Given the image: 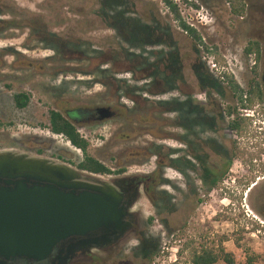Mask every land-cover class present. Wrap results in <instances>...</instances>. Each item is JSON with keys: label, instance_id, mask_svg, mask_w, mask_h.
Masks as SVG:
<instances>
[{"label": "rangeland", "instance_id": "374dc122", "mask_svg": "<svg viewBox=\"0 0 264 264\" xmlns=\"http://www.w3.org/2000/svg\"><path fill=\"white\" fill-rule=\"evenodd\" d=\"M125 1L124 12L131 11L125 15L139 19L142 25L150 26L152 21L157 27L160 25L161 41L177 53L180 81L151 82L148 75L153 71L149 68L153 56L169 50L147 40L130 49L122 31L110 28L95 2L8 0L14 8L41 16L48 24L46 31L24 28L0 34V152L43 158L73 168L82 154L40 128L46 125V111L98 106L110 94L112 99L120 100L118 105L127 108L134 100L144 107L148 117L135 114L133 122L119 118L96 126L77 127L87 143L85 155L111 168L105 160L110 157L112 165L113 161L121 163L124 150H131L123 172L155 173L162 182L156 195L165 194L168 207L182 208L185 224L174 234L175 229L166 226V215L160 211L162 204L157 197L151 203L140 197L132 208L137 227L124 241L106 253H93L91 261L72 264H187L186 252L181 250L185 243L215 249L220 237L227 238L221 247L231 255L233 264H243L246 252L256 257L255 264H264V220L260 217L264 205V117L259 108L254 114L238 111L249 117L252 114L254 121L246 135L239 138L231 135L222 111L232 106L233 100L221 80L225 73L239 89H246L253 78L250 74L253 65L243 58L242 49L247 42L255 41L260 57L254 66V79L259 84L261 79L264 82V0H242L243 13L238 18L230 14L226 0H174L180 20L194 30L206 49L196 47L197 54L159 0ZM52 34L76 45L59 44L49 37ZM215 57L223 65L214 63ZM198 63L222 96L214 92L208 96L202 93L204 87L195 85L190 67ZM17 93L28 96L23 110L13 107L12 96ZM162 103L166 106H161ZM190 116L206 117V121H195L200 129H206L207 124L210 127L213 120L216 130L223 133L220 138L210 132L201 133L202 139L208 141L209 165L216 163L211 155L216 150L212 141L221 144L224 160H230L219 186L207 191H197L194 173L186 172L180 179L169 166L170 150L174 147L172 124L179 120L185 125ZM124 132L130 137L122 136ZM174 133L182 135V131ZM232 147L237 149L235 157ZM100 181L107 179L101 177ZM193 196L202 203L193 205Z\"/></svg>", "mask_w": 264, "mask_h": 264}, {"label": "water", "instance_id": "95a60500", "mask_svg": "<svg viewBox=\"0 0 264 264\" xmlns=\"http://www.w3.org/2000/svg\"><path fill=\"white\" fill-rule=\"evenodd\" d=\"M114 188L53 161L0 152V264H69L118 243L133 224Z\"/></svg>", "mask_w": 264, "mask_h": 264}, {"label": "trees", "instance_id": "16d2710c", "mask_svg": "<svg viewBox=\"0 0 264 264\" xmlns=\"http://www.w3.org/2000/svg\"><path fill=\"white\" fill-rule=\"evenodd\" d=\"M87 1L90 3L95 2V4H97L99 11L109 21L111 29L122 31L123 37L125 36L124 40L128 41L127 45L130 49L137 48V46H140L144 40H147V42L152 45L166 46L169 52L165 53L164 55H160L158 53L155 54V56H153V63L149 65V68L153 70L151 74L148 75V78L151 82L156 80L164 82L165 79H168L169 81L171 80V82L176 79L180 81L181 78L178 73L180 72V64L177 53L161 41L162 32L160 29L161 27H159L160 25L157 27L154 21L151 22L150 26L142 25L139 23V19H134V17L132 18L125 15L131 14L129 13L131 12L129 10L127 13L124 12L123 7L125 2H127L125 0ZM173 1L174 0H159L164 10H166L168 15L171 16L172 20L177 24V28L191 41L192 52L194 54L198 53L196 47H202L203 50L206 51L194 30L186 26L180 20L176 5ZM226 4L229 8L230 14L233 17L238 18L242 15V0H226ZM48 6L52 7V5L49 4ZM193 8L196 9L197 7L193 6ZM3 17H8L9 19L4 20L2 19ZM47 24L48 23L46 20L44 21L41 16L28 15L23 11L14 8L10 3H8V0H0V34H4L5 32L13 30H23L24 28L31 30H33L32 28H37V30L43 29V31H46ZM49 37L55 38L57 40L56 42L59 44L60 42H63L65 44L71 43L76 45L73 43V41L70 42L66 40L62 41L60 39L58 40L54 34L49 35ZM242 56L245 59H249L253 65L250 69V74L253 78L249 81L245 90L239 89L236 85H234L229 75H226L225 73H222L221 75V80L224 81L227 91L233 100V105L226 106L222 111V115L226 119L227 131L236 138L242 137L248 133V127L254 121L252 114H254V110L256 108L260 109L261 116L264 117V94L260 89V84L256 81V79H254L256 77L254 66L260 57L258 43L255 41L247 42L242 49ZM213 62L222 64L221 60L217 57L213 59ZM190 71L196 82L195 85L204 87L205 92L202 93H207L209 96V93L214 92L216 95L222 96L221 91L215 87L216 85L207 75L206 70L202 65L199 63L192 64ZM12 103L16 110H23L27 106L28 96L24 93H17L12 96ZM160 105L166 106L165 103ZM238 111L250 112L252 114L249 117L248 115L245 116L243 115L244 113L241 114ZM218 118H220V116H218ZM40 128L46 130L53 136L61 138L71 148L79 151L82 154L81 160L75 165L77 171L98 176H108L112 174V172L103 164L85 155V150L87 148L86 141L75 131L71 123H69V121L58 112L48 109L46 115V125H40ZM237 154V149L232 147V156L235 157ZM229 163L230 160L226 159L224 171L229 166ZM204 174L209 177L211 175L210 172H204ZM213 187L214 184L210 180L208 189H212ZM156 197L162 204L160 211H162L163 215H166L165 221L167 223V228L170 229L171 227H174L175 216L173 214V208L168 207L167 196L163 193H158ZM153 205H155V203H153ZM261 218L264 220V216ZM226 241V237H220L215 249L205 246L194 247L193 245L190 246L189 243H185L181 250L186 252L187 264H216L219 261H221L223 264H233L231 255L225 253L221 247V245ZM235 246L237 247V245ZM255 260L256 257L254 255H250L246 252L244 254L243 264H255Z\"/></svg>", "mask_w": 264, "mask_h": 264}, {"label": "flooded vegetation", "instance_id": "af4514ba", "mask_svg": "<svg viewBox=\"0 0 264 264\" xmlns=\"http://www.w3.org/2000/svg\"><path fill=\"white\" fill-rule=\"evenodd\" d=\"M10 78V77H8ZM260 89L262 90L264 94V82L261 79L260 83ZM112 94L109 95L108 98H105L104 100L100 101L98 106H93L90 108H81V109H74V110H64V111H56L59 114H61L66 120L71 123V125L74 127L75 131L77 127L80 126V124H83V126H96L103 122H109L116 119L124 118V121L127 123L126 119L129 118L130 122L135 121V114L137 116L143 118L144 116L148 117V113L143 109L144 107L141 105H137L135 103L136 101L131 100L130 104L131 107L127 108L124 105H118L119 99H112ZM124 104V103H123ZM14 107V106H13ZM48 111V110H47ZM46 111V115H47ZM54 111V110H53ZM201 113L203 114V109L201 108ZM46 118V116H45ZM205 116L196 117L193 119V116H190L188 120H186L185 125L179 122V120H176L172 124V129L174 132L176 130L182 131L181 136L175 135L173 132L172 136V142H173V149L170 150V169L173 171L174 175L179 177L180 179H183L184 173L190 172L194 173V177L197 181V191L198 189H201L202 191H207L209 187V181L211 180L215 186H219L222 178L224 177V168H225V160L224 157L220 151L221 144L214 143L212 141V145L216 146V150L214 149L211 152V155H214L216 158V163L214 165H209L207 161V155H208V141L202 139L201 133L204 132H210L211 134L215 135L217 138L223 137V133L217 131L214 127V121H211V126L209 127L207 124V128H199L197 121L198 119L205 120ZM219 119V118H218ZM136 123H138L136 119ZM209 128V129H208ZM139 132V131H138ZM135 134V132L133 133ZM124 137H130L129 135H126L124 132ZM57 137V136H56ZM219 140V139H218ZM211 147V146H210ZM177 148H180L181 151H179ZM214 148V147H213ZM131 154V150H124L123 157L121 158V163H115L112 162L113 165L110 162V157L105 160L106 162L110 163L111 168L107 167L105 164H103L105 167H107L112 174L108 176H98V175H89L92 178L100 180L101 177H106L107 181L104 183H107L111 185L114 190L121 195L122 200L127 202L128 200H131L133 197L136 198V202L140 197H143L147 202L151 203V201L156 200V191L159 188L160 181L155 173H150L149 175H128L123 172L124 170V164L125 160L127 159V156ZM144 154V153H143ZM74 170L77 171L75 166L73 167ZM79 172V171H78ZM121 172V173H118ZM204 172H210V177L204 174ZM192 201L191 203L193 205H199L202 203V200L200 198H195V196L191 197ZM135 202V203H136ZM134 203V204H135ZM183 207V206H182ZM133 206L130 208L129 212L133 214L132 212ZM173 214L175 216L174 219V234L179 231L180 227L184 226V216L185 213L182 212L181 209H177L176 207H173ZM264 216V205L261 207V213L260 217ZM133 224H131L130 231L137 227V217L133 214ZM129 231V232H130ZM128 232V233H129ZM127 233V234H128ZM126 234V235H127ZM126 235L115 245L113 246H107L103 247L101 250H91L89 253L81 254L79 252H75V256L69 264H72L73 262H80V261H91L93 257V253H106L107 251H110L114 247H116L120 242L124 241V238ZM175 239V238H174ZM176 240V239H175ZM54 253L51 255V259L49 261H44L40 263H31L26 262L23 260H14L12 262H7L6 264H52L54 258ZM54 264V263H53Z\"/></svg>", "mask_w": 264, "mask_h": 264}, {"label": "built area", "instance_id": "2783aa9c", "mask_svg": "<svg viewBox=\"0 0 264 264\" xmlns=\"http://www.w3.org/2000/svg\"><path fill=\"white\" fill-rule=\"evenodd\" d=\"M214 66L212 65V68H213Z\"/></svg>", "mask_w": 264, "mask_h": 264}]
</instances>
